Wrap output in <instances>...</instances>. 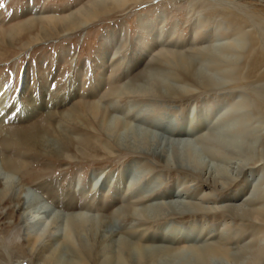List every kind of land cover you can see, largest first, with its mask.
Instances as JSON below:
<instances>
[{"label": "rangeland", "instance_id": "374dc122", "mask_svg": "<svg viewBox=\"0 0 264 264\" xmlns=\"http://www.w3.org/2000/svg\"><path fill=\"white\" fill-rule=\"evenodd\" d=\"M0 165V264H264V0H0Z\"/></svg>", "mask_w": 264, "mask_h": 264}, {"label": "bare ground", "instance_id": "6f19581e", "mask_svg": "<svg viewBox=\"0 0 264 264\" xmlns=\"http://www.w3.org/2000/svg\"><path fill=\"white\" fill-rule=\"evenodd\" d=\"M25 130V129H24ZM34 130V129H33ZM31 131V130H30ZM36 131V130H35ZM34 131V132H35ZM39 132H41L40 130H39ZM25 133H27V132H25ZM31 133V132H30ZM37 133V132H36ZM35 133V134H36ZM34 134V135H35ZM27 135V134H26ZM30 135V134H29ZM38 135V134H37ZM40 135V134H39ZM23 136V135H22ZM25 137V136H24ZM31 137V136H30ZM28 139V138H27ZM33 140V139H32ZM28 141H30V140H28ZM36 142V141H35ZM35 144V143H34ZM3 164V163H2ZM4 165V164H3ZM8 170H6L3 166H1L0 165V182L1 183H7L8 182V179L10 178L9 177V173L7 172ZM12 177H13V175H12ZM11 180H13V179H11ZM10 180V181H11ZM3 185V184H2ZM8 185V184H7ZM28 190V189H27ZM41 212V211H40ZM77 215V214H76ZM38 216V215H37ZM39 217V216H38ZM37 219H40V218H37ZM43 226V225H42ZM44 233V232H43ZM39 234V233H38ZM37 235V234H36ZM41 235V234H40ZM40 235H39V237H40ZM39 237H38V239H39Z\"/></svg>", "mask_w": 264, "mask_h": 264}]
</instances>
